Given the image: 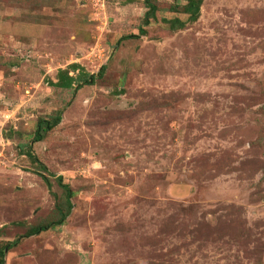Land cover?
Here are the masks:
<instances>
[{
    "label": "rangeland",
    "instance_id": "obj_1",
    "mask_svg": "<svg viewBox=\"0 0 264 264\" xmlns=\"http://www.w3.org/2000/svg\"><path fill=\"white\" fill-rule=\"evenodd\" d=\"M196 1L0 0L2 264H264V0Z\"/></svg>",
    "mask_w": 264,
    "mask_h": 264
},
{
    "label": "trees",
    "instance_id": "obj_2",
    "mask_svg": "<svg viewBox=\"0 0 264 264\" xmlns=\"http://www.w3.org/2000/svg\"><path fill=\"white\" fill-rule=\"evenodd\" d=\"M199 1L200 0H197L195 3H190L188 5L189 12H191L192 14H195V12L197 11V8H198ZM149 13L150 14L154 13V6H150L149 7ZM145 22H147V19H145ZM139 31H140V33H142L143 29L140 28ZM133 36L134 35H132V34H127V35L121 36L119 38V40L120 39L131 38ZM102 69H103V66L100 68V71L98 72V75L101 74ZM92 80H93V76L91 75L90 80L89 81L86 80L83 83L84 84H91ZM72 81H73V77H71L66 70H60L59 69V71H57V74H56V82L52 83V85L58 86V87H61V88H69V87H71ZM52 119H53V121L51 120V122H49V120H45V119L38 120L36 129H35V131L33 133L34 135H33L32 141H39L41 139V134L43 132L49 130L52 127L53 124L58 122L59 116L58 115L54 116ZM29 154L30 153H28V156L30 157L31 155H29ZM58 184L65 191V194H66L65 197L67 198L69 196V192H68V189L66 188V185L61 184V183H58ZM66 203H67V207H70L69 202L66 201ZM66 214H67V212L62 211L61 208H60L58 210V218L56 220H54V222H52L50 226L52 227V225L60 224L61 221L63 220V218H65ZM46 226L47 225H44V226H42V225L32 226V227H30L29 233L30 234H36V233L46 229ZM14 242L15 241L5 244V247L6 246L10 247ZM0 264H2V251L1 250H0Z\"/></svg>",
    "mask_w": 264,
    "mask_h": 264
}]
</instances>
